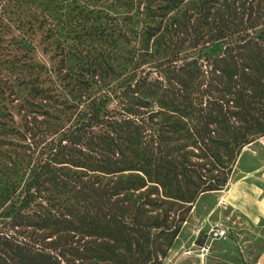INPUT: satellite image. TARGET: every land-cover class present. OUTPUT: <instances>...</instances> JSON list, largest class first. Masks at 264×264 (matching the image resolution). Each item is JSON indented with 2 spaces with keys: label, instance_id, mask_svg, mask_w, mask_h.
<instances>
[{
  "label": "trees",
  "instance_id": "1",
  "mask_svg": "<svg viewBox=\"0 0 264 264\" xmlns=\"http://www.w3.org/2000/svg\"><path fill=\"white\" fill-rule=\"evenodd\" d=\"M122 1L128 27L105 39L129 46L121 65L94 58L58 91L34 64L14 93L9 169L25 179L10 184L0 264H159L179 230L161 206L223 189L264 137V0Z\"/></svg>",
  "mask_w": 264,
  "mask_h": 264
},
{
  "label": "rangeland",
  "instance_id": "2",
  "mask_svg": "<svg viewBox=\"0 0 264 264\" xmlns=\"http://www.w3.org/2000/svg\"><path fill=\"white\" fill-rule=\"evenodd\" d=\"M127 13L122 0H0V228L9 222L10 184L22 185L25 179L21 166L13 174L9 169L19 151L15 144L23 143L9 132L16 123L23 122L18 104L13 101L14 93L22 99L30 87L21 78H27L28 69L36 64L45 86L59 91L68 83L61 79L65 71L87 73L94 58L104 65L111 57L121 65L129 46L119 39L112 46L105 39L108 33H124ZM134 19L135 14L132 28ZM224 45V41H218L206 52L218 55ZM16 161L23 165L21 158ZM226 166L232 170L223 189L201 193L191 205L170 201L161 206L169 211L172 229L178 226L179 230L165 256L158 252L150 262L258 264L264 253V217L250 219L253 216L247 212L261 211L260 205L264 204V137L246 146L235 165ZM216 226L226 228L225 238H212L211 230Z\"/></svg>",
  "mask_w": 264,
  "mask_h": 264
},
{
  "label": "crops",
  "instance_id": "3",
  "mask_svg": "<svg viewBox=\"0 0 264 264\" xmlns=\"http://www.w3.org/2000/svg\"><path fill=\"white\" fill-rule=\"evenodd\" d=\"M242 198L244 199V196H242ZM247 201H249L248 198H247ZM250 202H253V201L250 200ZM260 208H261V211L253 210L252 212L251 211H248L249 213L247 212V214L249 215L251 214V216H253L250 219H255V218L258 219L259 217H264V204L260 205ZM258 264H264V253L261 254L258 260Z\"/></svg>",
  "mask_w": 264,
  "mask_h": 264
},
{
  "label": "built area",
  "instance_id": "4",
  "mask_svg": "<svg viewBox=\"0 0 264 264\" xmlns=\"http://www.w3.org/2000/svg\"><path fill=\"white\" fill-rule=\"evenodd\" d=\"M213 239H222L227 236V230L223 226H216L211 230Z\"/></svg>",
  "mask_w": 264,
  "mask_h": 264
}]
</instances>
